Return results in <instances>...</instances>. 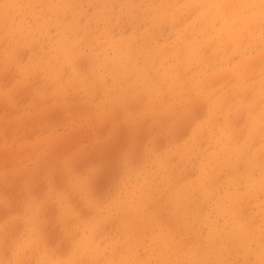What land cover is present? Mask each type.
Masks as SVG:
<instances>
[{"label":"rangeland","instance_id":"1","mask_svg":"<svg viewBox=\"0 0 264 264\" xmlns=\"http://www.w3.org/2000/svg\"><path fill=\"white\" fill-rule=\"evenodd\" d=\"M196 8L0 0V264H264V20Z\"/></svg>","mask_w":264,"mask_h":264},{"label":"bare ground","instance_id":"2","mask_svg":"<svg viewBox=\"0 0 264 264\" xmlns=\"http://www.w3.org/2000/svg\"><path fill=\"white\" fill-rule=\"evenodd\" d=\"M178 1V0H177ZM31 2V1H30ZM184 2L185 3H194V4H196V6H197V8H196V11H197V19H198V24H197V31L198 32H200V33H205L206 31H207V29H209L211 26H213V25H215L214 23V21H218V22H220L221 23V27L219 28V29H217V30H221V31H223L224 32V35H223V37H221L222 39H221V42L223 41V39H226V40H231V41H233V43H235V42H237V40L243 35V32L244 31H246V25L242 28V29H238V30H236L234 27H233V22L234 23H243L244 22V20L247 18V15H244V13L245 12H249V15L251 16V20L252 19H255V18H260L259 20H264V11H262L261 9H259L258 7H259V4L260 3H262V4H264V0H262V1H260V0H184ZM205 8H207V10H209L210 12H207V11H204V9ZM232 8H233V10H232ZM16 11V10H15ZM233 11V12H232ZM206 13H209V14H211V15H213V17H208V18H205L206 16ZM66 14V13H65ZM103 15V14H102ZM69 17V16H68ZM111 17V16H110ZM112 17H113V15H112ZM60 18V17H59ZM64 18V17H63ZM38 19V18H37ZM36 19V20H37ZM65 19V18H64ZM63 19V20H64ZM70 19V18H69ZM99 19H100V17H99ZM110 19V18H109ZM35 20V19H34ZM67 19H65L64 21H66ZM228 20H231L229 23L227 22ZM28 21V20H27ZM29 21H30V19H29ZM28 21V22H29ZM111 21V20H110ZM109 21V22H110ZM253 21V20H252ZM48 22V21H47ZM17 23V22H16ZM18 23H20L19 21H18ZM49 23V22H48ZM53 23V22H52ZM22 24V23H21ZM50 24V23H49ZM91 24V23H90ZM95 24V23H94ZM104 24V23H103ZM238 24V25H239ZM244 24V23H243ZM17 25V24H16ZM15 25V26H16ZM175 25V24H174ZM33 26V25H32ZM35 26V25H34ZM59 26V25H58ZM80 26V25H79ZM92 26V25H91ZM98 26H99V24H98ZM104 26H105V24H104ZM242 26V25H241ZM94 27L96 28V26L94 25ZM106 27V26H105ZM109 27V26H108ZM107 27V28H108ZM38 28V27H37ZM71 28H72V26H71ZM99 27H97L96 29H98ZM128 28V27H127ZM160 28H162V27H160ZM42 29V28H41ZM52 29H53V26H52ZM65 29V28H64ZM106 29V28H105ZM51 30V29H50ZM53 30H56V29H53ZM115 30V29H114ZM128 30V29H127ZM196 30V29H195ZM215 30V29H214ZM217 30H215V32H214V34H220V33H222V32H220V31H217ZM227 30V31H226ZM69 31V30H68ZM67 31V32H68ZM188 31V30H187ZM209 31V30H208ZM32 32V31H31ZM51 32V31H50ZM65 32V31H64ZM71 32V31H70ZM85 32H88V31H85ZM107 32L109 33V31L107 30ZM197 32V33H198ZM74 33V32H73ZM105 33V32H104ZM161 33V32H160ZM185 33V32H184ZM183 33V34H184ZM56 34V33H55ZM67 34H69V33H67ZM91 34V33H90ZM53 35V34H52ZM156 35V38H157V33L155 34ZM174 35V34H173ZM172 35V36H173ZM55 36H57V35H55ZM69 36H70V34H69ZM72 36H73V34H72ZM77 36V35H76ZM186 36V35H185ZM201 36V35H200ZM54 37V36H53ZM60 37V36H59ZM146 37V36H145ZM145 37H143V39L145 38ZM152 37H154V34H153V36ZM55 38H57V37H55ZM128 38V37H127ZM131 38V37H130ZM161 38V37H160ZM189 38V37H188ZM51 39V38H50ZM60 39V38H59ZM75 38H73V40H74ZM146 39V38H145ZM149 39V38H148ZM148 39H147V41H148ZM184 39V38H183ZM186 39V38H185ZM120 40V39H119ZM118 40V41H119ZM125 40H127L126 38H125ZM137 40V39H136ZM161 40V39H160ZM65 41V40H64ZM75 41V40H74ZM131 41H134V40H131ZM142 42V40H139V42ZM144 41H146V40H144ZM143 41V42H144ZM150 41V40H149ZM158 41V40H157ZM111 42V41H110ZM110 42H107V43H109L110 44ZM122 42V41H121ZM128 42V41H127ZM130 42V41H129ZM127 43V44H130V43ZM135 42V41H134ZM136 43H138L137 41H136ZM144 43H147V42H144ZM259 43V42H258ZM65 44V43H64ZM139 44V43H138ZM143 44V43H142ZM148 44V43H147ZM147 44H143V46L144 45H147ZM239 44H241V43H239ZM100 45V44H99ZM107 45V44H106ZM112 46H114L113 44H111ZM131 45H134L133 43H131L130 44V46ZM189 45V44H188ZM253 45V44H252ZM256 45V44H255ZM255 45H254V47H255ZM260 45V44H259ZM135 46V45H134ZM139 46V45H138ZM182 45H180V47H181ZM190 46V45H189ZM229 46V45H228ZM257 46V45H256ZM261 46V45H260ZM76 47V46H75ZM74 47V48H75ZM108 47V46H107ZM137 47V46H136ZM135 47V48H136ZM178 47V46H177ZM192 47V46H191ZM195 47V46H194ZM227 47V46H226ZM241 47V46H240ZM258 47V46H257ZM256 47V49H258ZM71 48V47H70ZM169 49H170V47H168ZM185 48H187V47H185ZM72 49V48H71ZM126 49H129V48H126ZM139 48H137V50H138ZM141 49H143V48H141ZM140 49V50H141ZM151 49V48H150ZM154 49V48H153ZM165 51H166V47L165 48H163ZM181 49V48H180ZM74 50V49H73ZM131 50H132V48H131ZM130 50V51H131ZM146 50H148V49H146ZM152 50V49H151ZM159 50H161V48L159 49ZM158 49H156V53H157V56L158 55H160V52H158L159 51ZM176 50V49H175ZM182 50V49H181ZM180 50V51H181ZM206 50V49H205ZM228 50V49H227ZM133 51V50H132ZM135 51V50H134ZM139 51V50H138ZM142 51H144V50H142ZM165 51L163 52V53H165ZM168 51V50H167ZM171 51V50H170ZM169 51V52H170ZM179 52V51H178ZM205 52V51H204ZM66 53V52H65ZM127 53H130V52H127ZM132 53V52H131ZM134 53V52H133ZM136 53H138L139 54V52H136ZM140 53H141V51H140ZM186 54H184L183 52H182V54L181 55H187V51L185 52ZM176 54L178 55L179 53H177L176 52ZM135 55V54H134ZM140 55V54H139ZM162 55V54H161ZM156 56V55H155ZM198 56V55H197ZM257 56V55H256ZM259 56V55H258ZM130 57H133V59H134V57H136V56H132V55H130ZM180 57V56H179ZM179 57H178V59H179ZM89 58V57H88ZM162 58V57H161ZM175 58V57H174ZM173 58V59H174ZM181 58V57H180ZM183 58V57H182ZM172 59V58H171ZM209 59V58H208ZM230 59V58H229ZM175 60V59H174ZM173 60V61H174ZM186 60V59H185ZM231 60V59H230ZM242 60H243V58H242ZM252 60V59H251ZM262 60V59H261ZM129 61V60H128ZM131 61V60H130ZM161 61V63H162V60H160ZM184 61V60H183ZM248 61H249V59H248ZM114 62V61H113ZM118 62V61H117ZM150 62H151V60H150ZM154 62H156L155 60H154ZM153 62V63H154ZM159 62V61H158ZM158 62H156V63H158ZM185 62V61H184ZM240 62H243V61H240ZM245 62V61H244ZM115 63H116V60H115ZM128 63H130V62H128ZM149 62H144V65L143 66H135V70H134V72L135 71H139V73H140V75H139V77L140 78H142V76H144V78H142V84H143V82L144 81H146V78H145V75H143V69L144 68H146V65L148 64ZM161 63L159 62V64L161 65ZM187 63V62H186ZM202 63V62H201ZM207 63V62H206ZM91 64V63H90ZM118 64H119V62H118ZM134 64V63H133ZM152 64V63H151ZM245 64V63H244ZM252 64V63H251ZM255 64V63H254ZM116 65H117V63H116ZM221 65V64H220ZM92 66V65H91ZM113 65H111V68H113L112 67ZM121 66H123V65H121ZM133 66V65H132ZM148 66H150V64L148 65ZM152 66V65H151ZM151 66L149 67V68H151ZM162 66V65H161ZM203 66V65H202ZM254 66V65H253ZM252 66V67H253ZM125 67H126V65H125ZM229 67H231V66H229ZM122 68V67H121ZM124 68V67H123ZM128 68V67H127ZM148 68V67H147ZM189 68H191V65H190V67ZM204 68V67H203ZM114 69V68H113ZM112 69V70H113ZM126 68H124V71H128L127 69L125 70ZM129 69H130V67H129ZM179 69V68H178ZM178 69H176V70H178ZM192 69V68H191ZM250 69H251V66H250ZM123 70V69H122ZM131 70H132V68H131ZM144 70H146V69H144ZM209 70V69H208ZM255 70V69H254ZM113 71H115V70H113ZM154 71H155V69H154ZM182 71V70H181ZM184 71V70H183ZM194 71V70H193ZM192 71V72H193ZM116 72V71H115ZM158 71H156V73H157ZM191 72V73H192ZM126 73V72H125ZM133 73V72H132ZM146 73V72H145ZM155 73V72H154ZM198 73V72H197ZM196 73V70H195V74H197ZM219 73V72H218ZM243 73V72H242ZM251 73V72H250ZM130 74H131V72H130ZM130 74H128L129 76H131ZM180 74V73H179ZM187 74V73H186ZM244 74V73H243ZM135 75V74H134ZM181 75V74H180ZM251 75V74H250ZM124 76V75H123ZM126 76V75H125ZM136 77H135V79L137 78V75H135ZM134 77V76H133ZM138 77V78H139ZM155 77V76H154ZM153 77V78H154ZM160 77V78H159ZM194 77V76H193ZM206 77V76H205ZM208 77V76H207ZM206 77V78H207ZM132 78V77H131ZM152 78V79H153ZM175 78V77H174ZM217 78V77H216ZM215 78V80H217V79H220L219 77L216 79ZM225 78V77H224ZM223 78V79H224ZM135 79H133V81L135 80ZM152 79H150L151 81H152ZM156 79H162V76H161V73L158 75L157 74V78ZM144 80V81H143ZM179 80V79H178ZM202 80H204V78L202 79ZM201 80V81H202ZM214 80V79H213ZM94 81V80H93ZM154 81H156V80H154ZM159 81V80H158ZM177 81V80H176ZM137 82V81H136ZM140 82V81H139ZM147 83H148V80L146 81ZM150 82V81H149ZM161 82H163V81H161ZM172 82V81H171ZM171 82H168V85H169V83L170 84H172ZM181 82V81H180ZM186 82H187V80H186ZM185 82V83H186ZM218 82V81H217ZM147 83H145V84H147ZM155 83V82H154ZM167 83V82H166ZM165 82H164V84H166ZM175 83V82H174ZM185 83L183 82V84L185 85ZM102 84V83H101ZM156 84V83H155ZM181 84V83H180ZM179 84V85H180ZM215 84V83H214ZM103 85V84H102ZM144 85V84H143ZM162 85V84H161ZM177 85V84H176ZM179 85H178V87H179ZM182 85V84H181ZM183 85V86H184ZM153 86V85H152ZM158 86H160V85H158ZM164 86V88H166L165 86H167V85H163ZM189 86V85H188ZM147 87H149V85L147 84ZM162 87V86H161ZM171 87H173V86H171ZM177 87V88H178ZM202 87V86H201ZM150 88V87H149ZM148 88V89H149ZM155 88H156V86H155ZM169 88H170V86H169ZM186 88H187V86H186ZM202 88H204V87H202ZM144 89H145V86H144ZM148 89H147V91H148ZM160 89V88H159ZM185 89V88H184ZM161 90V89H160ZM166 90H168L167 88L165 89V92H166ZM206 90V89H205ZM191 91H193V90H190V92ZM168 92V91H167ZM173 92V91H172ZM180 92V91H179ZM186 92V91H185ZM188 92V91H187ZM196 92V91H195ZM202 92V91H201ZM204 93H206V92H204ZM165 94V93H164ZM166 94H168V93H166ZM174 94V93H173ZM177 94V93H176ZM189 94V93H188ZM187 94V95H188ZM212 94V93H211ZM224 94V93H223ZM172 95V94H171ZM228 95V94H227ZM120 96V95H119ZM118 96V97H119ZM144 96V95H143ZM118 97H116V98H118ZM123 97V96H122ZM150 97V96H149ZM177 97V96H176ZM181 97H182V95H181ZM227 97V96H226ZM225 97V98H226ZM126 98V97H125ZM192 98V97H191ZM219 98V97H218ZM139 99V98H138ZM150 99V101L152 100V97L151 98H149ZM154 99V98H153ZM115 100V99H114ZM189 100H190V98H189ZM208 100V99H207ZM79 101V100H78ZM119 101V100H118ZM121 101H124L125 102V100L123 99V100H121ZM121 101H120V103H121ZM142 101V100H141ZM116 102H117V100H116ZM115 102V103H116ZM148 102V101H147ZM147 102H145V103H147ZM153 102V101H152ZM194 102V101H193ZM211 102V101H210ZM119 102L117 103V104H120ZM127 103V102H126ZM144 103V104H145ZM155 103V102H154ZM160 103V102H159ZM121 104H123V103H121ZM125 104V103H124ZM143 104V103H142ZM150 104V103H149ZM214 103H212V105H213ZM154 105V104H153ZM156 106V105H155ZM155 106H153V107H155ZM162 106V105H161ZM182 106V105H181ZM193 107V106H192ZM147 108H149V105H148V107ZM150 108H151V106H150ZM160 108V107H159ZM162 108V107H161ZM164 108V107H163ZM162 108V109H163ZM201 108H202V106H201ZM184 109V108H183ZM203 109V108H202ZM166 110V109H165ZM198 111L200 110L201 111V109H200V107L197 109ZM193 111V110H192ZM200 111H199V116L204 112H202L201 111V114H200ZM247 111V110H246ZM150 112V111H149ZM239 112V111H238ZM240 113V112H239ZM164 114H166V113H164ZM259 115V114H258ZM156 116V115H155ZM198 116V115H197ZM195 117V116H194ZM213 117V116H212ZM153 118V117H152ZM147 119V118H146ZM197 119V118H196ZM212 119V118H211ZM210 119V120H211ZM232 119V118H231ZM240 119H242V118H240ZM190 121V120H189ZM213 121H215V120H213ZM238 122V121H237ZM189 123V122H188ZM212 123V122H211ZM231 124V123H230ZM187 125H189V124H187ZM213 125V124H212ZM193 126V125H192ZM214 126V125H213ZM162 127V126H161ZM203 128V127H202ZM154 130V129H153ZM207 135V134H206ZM261 135H262V133L260 134V133H258V131H256V129H254L253 130V132L251 133V134H248V136L250 137V138H254V137H257V136H260L261 137ZM155 136V135H154ZM232 136V135H231ZM217 137V136H216ZM234 138H235V136H234ZM173 139V138H172ZM184 139V138H183ZM203 140V139H202ZM205 141V140H204ZM209 142V141H208ZM131 144V143H130ZM211 143H209V145H210ZM220 145L222 146V147H224V146H226L227 144H226V138H225V136L223 135V137H222V139H221V141H220ZM200 146H201V142H200ZM205 147V146H204ZM207 149V148H206ZM196 151V150H195ZM261 151H264V148H262V149H258L257 151H256V155L259 153V152H261ZM197 152V151H196ZM189 153V152H188ZM198 153V152H197ZM196 153V154H197ZM203 153V152H202ZM202 155V154H201ZM187 156V155H186ZM200 156V155H199ZM198 157V156H197ZM261 158H264V156H262ZM184 159V158H183ZM198 159V158H197ZM196 159V160H197ZM160 161H162V160H160ZM176 161V160H175ZM183 161V160H182ZM189 161V160H188ZM187 161V162H188ZM163 162V161H162ZM186 162V161H185ZM185 162H184V164H185ZM190 162V161H189ZM129 163V162H128ZM194 163V162H193ZM173 164V163H172ZM187 164V166L189 165L188 163H186ZM197 165V164H196ZM246 167V166H245ZM177 168H178V166H177ZM180 168V167H179ZM188 168V167H187ZM30 170V169H29ZM173 170V169H172ZM223 170V169H222ZM174 171V170H173ZM159 172V171H158ZM19 176V175H18ZM23 176V175H22ZM160 177V176H159ZM198 177V176H197ZM214 177V176H213ZM20 178H22V177H20ZM223 178V177H222ZM218 179V178H217ZM157 180V179H156ZM156 182V181H155ZM181 182V181H180ZM223 182V181H222ZM222 182H221V184H222ZM177 183V182H176ZM151 184V183H150ZM182 184V183H181ZM213 184V183H212ZM231 184V183H230ZM187 185V184H186ZM193 185V184H192ZM37 188V187H36ZM230 188V187H229ZM39 189V188H38ZM231 189H233L232 188V186H231ZM240 189V188H239ZM178 190V189H177ZM186 190V189H185ZM230 190V189H229ZM162 191V190H161ZM179 191V190H178ZM221 191V190H220ZM231 191V190H230ZM147 192V191H146ZM184 192V191H183ZM239 192V191H238ZM154 193V192H153ZM221 194H222V191L220 192ZM194 194H197V193H194ZM199 194V193H198ZM162 195V194H161ZM223 195V194H222ZM200 196V195H199ZM198 196V197H199ZM135 197V196H134ZM124 198V197H123ZM221 198V197H220ZM126 199V198H125ZM153 199V198H152ZM229 199V198H228ZM144 200H146V199H144ZM198 200V199H197ZM222 200V199H221ZM147 201V200H146ZM209 201V200H208ZM167 203V202H166ZM165 203V204H166ZM225 203H227V201L225 202ZM147 204H150L149 202L147 203ZM189 204V203H188ZM198 204H200V203H198ZM213 204V203H212ZM230 204V203H229ZM191 205V204H190ZM210 205H211V203H210ZM209 205V206H210ZM123 206V205H122ZM184 206V205H183ZM203 206V205H202ZM201 206V207H202ZM212 206V205H211ZM210 206V207H211ZM44 207V206H43ZM153 207V206H152ZM226 207V206H225ZM188 208V207H187ZM186 207H185V209H187ZM205 208V207H204ZM209 208V207H208ZM43 209V208H42ZM202 209H203V207H202ZM215 209V208H214ZM225 209V208H224ZM5 210V209H4ZM111 210V209H110ZM143 210V209H142ZM177 210V209H176ZM200 210H201V208H200ZM213 210V209H212ZM216 210V209H215ZM151 211V210H150ZM203 211V210H202ZM205 211H207V210H205ZM214 211V210H213ZM198 212V211H197ZM201 212V211H200ZM6 213V212H5ZM125 213V212H124ZM199 213V212H198ZM202 213V212H201ZM163 214V213H162ZM193 214V213H192ZM200 214V213H199ZM211 215H212V213H210ZM124 215V214H123ZM169 215V214H168ZM198 215V214H197ZM213 215H214V213H213ZM212 215V216H213ZM216 216V215H215ZM214 216V217H215ZM87 217V216H86ZM116 217V216H115ZM117 217H118V215H117ZM223 217H224V215H223ZM226 217V216H225ZM224 217V218H225ZM181 218V217H180ZM202 218V217H201ZM73 219V218H72ZM87 219V218H86ZM88 219H89V217H88ZM93 219V218H92ZM112 219V218H111ZM123 219V218H122ZM226 219H228V218H226ZM108 220V219H107ZM114 220V219H113ZM117 220H118V218H117ZM121 220V219H120ZM198 221V220H197ZM195 223V222H194ZM79 224V223H78ZM107 224H109V223H107ZM102 225V224H101ZM117 225V224H116ZM154 225V224H153ZM195 226H196V224H194ZM222 225V224H221ZM104 226V225H103ZM108 226V225H107ZM109 227V226H108ZM118 227V226H117ZM208 227H210V226H208ZM57 228V227H56ZM119 228H120V226H119ZM130 228V227H129ZM150 228V227H149ZM202 228V227H201ZM203 229V228H202ZM224 229V228H223ZM196 230V229H195ZM99 231V230H98ZM101 231V230H100ZM99 231V232H100ZM128 231V230H127ZM130 231V230H129ZM99 232H97V233H99ZM227 232V231H226ZM100 233H102V232H100ZM202 233V232H201ZM228 233V232H227ZM112 234V233H111ZM135 234V233H134ZM99 235V234H98ZM101 236V235H100ZM100 236H99V238H100ZM177 236V235H176ZM98 238V237H97ZM185 238V237H184ZM239 239V238H238ZM235 240V239H234ZM194 243V242H193ZM208 244V243H207ZM99 245H101V244H99ZM244 245V244H243ZM189 247V246H188ZM205 247H207V246H205ZM214 247V246H213ZM212 247V248H213ZM97 248V247H96ZM108 249V248H107ZM116 249H118V248H116ZM122 249V248H121ZM182 249V248H181ZM215 249V248H214ZM211 250V249H210ZM205 251V250H204ZM114 252V251H113ZM116 252H117V250H116ZM122 252H123V250H122ZM132 252V251H131ZM142 252V251H141ZM193 252V251H192ZM196 252V251H195ZM110 253H112V252H110ZM121 253V252H120ZM206 253V252H205ZM215 253V252H214ZM213 253V254H214ZM119 254V253H118ZM232 254V253H231ZM109 255V254H108ZM108 255H107V258H108ZM120 255V254H119ZM122 255V254H121ZM124 255V254H123ZM166 255V254H165ZM204 255V254H203ZM25 256V255H24ZM200 256V255H199ZM216 256V255H215ZM189 258V257H188ZM110 259V258H109ZM204 260V259H203ZM111 261V260H110ZM184 261H186V260H184ZM188 261V260H187ZM217 261V260H216ZM116 262V261H115ZM33 263V262H32ZM105 263V262H104ZM108 263V262H107ZM196 263H198V262H196ZM131 264V263H130ZM179 264V263H178Z\"/></svg>","mask_w":264,"mask_h":264},{"label":"snow or ice","instance_id":"3","mask_svg":"<svg viewBox=\"0 0 264 264\" xmlns=\"http://www.w3.org/2000/svg\"><path fill=\"white\" fill-rule=\"evenodd\" d=\"M96 172H97L96 169H91V170L89 171V177H94V176L96 175Z\"/></svg>","mask_w":264,"mask_h":264}]
</instances>
